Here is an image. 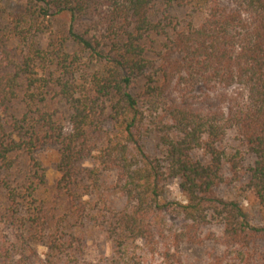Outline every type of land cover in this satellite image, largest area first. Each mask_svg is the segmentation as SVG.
I'll return each instance as SVG.
<instances>
[{
	"label": "trees",
	"instance_id": "obj_1",
	"mask_svg": "<svg viewBox=\"0 0 264 264\" xmlns=\"http://www.w3.org/2000/svg\"><path fill=\"white\" fill-rule=\"evenodd\" d=\"M3 13L0 264H264V226L219 194L264 206V0H28L10 31ZM172 182L186 203H162Z\"/></svg>",
	"mask_w": 264,
	"mask_h": 264
},
{
	"label": "rangeland",
	"instance_id": "obj_2",
	"mask_svg": "<svg viewBox=\"0 0 264 264\" xmlns=\"http://www.w3.org/2000/svg\"><path fill=\"white\" fill-rule=\"evenodd\" d=\"M0 2L3 5L4 13L1 16V23L3 26L7 28V30L10 31V29L16 27V23L20 20L22 15L26 13V9L28 6V0H0ZM173 14L176 15L178 18H183L189 11L185 7H175L172 10ZM62 26V24H59V26ZM48 43L47 40L42 41V45H46ZM10 46L12 49L17 50L19 48L18 40L17 38L13 37L10 41ZM76 47L69 45V51H75ZM104 133H98L96 132L93 137L99 139H102L101 136H103ZM56 147L53 146H45L40 154L38 155L39 158H42L43 160V166L44 170L46 172L47 178H48V188L50 190H53L60 174L58 172L57 163H56ZM150 151L152 149L148 148ZM220 196H223L229 200L234 199L241 203L243 206L244 212L251 222L252 225H262L264 226V206H260L257 202V197L253 193H245L243 191L238 190L237 188H231V187H222L219 190ZM45 196H51L54 195H45ZM162 203H172V202H178V203H186L187 197L186 195L180 190L176 182H172L169 185H167L163 191H162V197H161ZM4 232L3 226L0 223V233L2 234ZM36 253L38 256H40L42 259L45 258V255L47 253V249L45 246L40 245L38 247H35ZM192 253L195 256H200L202 253V250L200 249H191ZM86 254L88 259H98L99 256L106 255L109 256L111 254V247L110 243L105 240L104 236L97 235V238L95 239L94 243L90 242V246L86 249ZM29 255V253H28Z\"/></svg>",
	"mask_w": 264,
	"mask_h": 264
}]
</instances>
